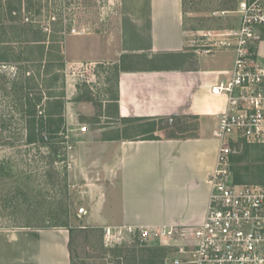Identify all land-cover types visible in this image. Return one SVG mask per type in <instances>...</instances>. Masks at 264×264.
Listing matches in <instances>:
<instances>
[{
  "label": "rangeland",
  "instance_id": "obj_1",
  "mask_svg": "<svg viewBox=\"0 0 264 264\" xmlns=\"http://www.w3.org/2000/svg\"><path fill=\"white\" fill-rule=\"evenodd\" d=\"M238 1L184 0L183 24L189 41L184 48L188 59L182 64L197 57L209 62L211 69L221 68L224 61L231 63V52L205 55L194 49L202 43L203 33L235 23V14L230 11L236 9ZM119 15L118 0H0V41L4 42L0 45L12 47L10 57L16 60L0 62V229L67 224L75 230L70 245L72 264H158L150 259L155 248L165 249L164 264H170L173 242L140 241L130 234L105 243L102 228H90L85 218L104 196L107 176L99 159L105 154L101 141L134 138L139 132L136 122L126 124L115 115L120 69L118 59H112L115 46L108 47L107 42L118 34ZM56 28L62 31H54ZM90 35L99 39V47ZM61 36L62 47L57 40ZM38 45L43 49L36 48ZM260 45L264 48V42ZM59 50L65 59L63 67L55 59ZM47 59L53 65L47 78L54 86L50 92L62 94L64 102L60 131L50 140L58 146L56 151L40 143V137L49 135L46 131L36 136V142L26 141L30 130L34 131L30 125L33 113L37 121L56 110L52 102L47 104L48 92L43 91ZM138 59L137 63L129 59L128 66H143V57ZM162 59L164 63L177 60ZM55 75L58 78L54 80ZM3 78L10 79L14 87ZM39 93L42 98L33 109L28 96ZM38 126L39 122L36 129ZM242 150L236 147L235 153ZM263 153V146L250 147L240 162L254 167L245 174L247 182L250 174L259 176L255 167L264 164Z\"/></svg>",
  "mask_w": 264,
  "mask_h": 264
},
{
  "label": "crops",
  "instance_id": "obj_2",
  "mask_svg": "<svg viewBox=\"0 0 264 264\" xmlns=\"http://www.w3.org/2000/svg\"><path fill=\"white\" fill-rule=\"evenodd\" d=\"M118 4V34L109 38L107 46H115L113 60L119 62L123 56L127 64L117 76L115 115L120 119L196 116L198 136L102 140L105 154L99 159L107 176L102 185L104 196L93 204L86 222L100 229L199 223L206 214L208 176L217 159V114L224 107V99L212 95L210 88L222 71L232 67L233 59L218 69H211L201 57L182 64L188 59L184 48L189 41L182 0H118ZM88 38L99 47L97 37ZM261 46L259 58L264 63ZM142 57L143 66H128L129 59L137 63ZM166 57L177 60L164 63ZM69 228L0 229V264H72Z\"/></svg>",
  "mask_w": 264,
  "mask_h": 264
},
{
  "label": "built area",
  "instance_id": "obj_3",
  "mask_svg": "<svg viewBox=\"0 0 264 264\" xmlns=\"http://www.w3.org/2000/svg\"><path fill=\"white\" fill-rule=\"evenodd\" d=\"M230 12L235 23L203 33L202 43L194 49L205 55L228 51L233 56L232 67L222 71L210 88L212 95L224 99V107L214 130L218 151L208 176L205 217L183 226H103L105 243L132 234L140 241L173 242L170 264H264V182L236 181L231 159L235 142L264 145V63L259 58L264 0H239Z\"/></svg>",
  "mask_w": 264,
  "mask_h": 264
},
{
  "label": "trees",
  "instance_id": "obj_4",
  "mask_svg": "<svg viewBox=\"0 0 264 264\" xmlns=\"http://www.w3.org/2000/svg\"><path fill=\"white\" fill-rule=\"evenodd\" d=\"M182 8L184 11V0H182ZM62 31L61 28H56L54 29V31ZM60 38L62 39H57L60 42V46L62 47V43H63V37L61 36ZM0 44H4L3 41H0ZM58 44V43H57ZM0 45V62L3 63H7V62H15L16 60L13 59V57L11 58L10 56L13 55V49L12 47H5ZM59 46V45H58ZM43 46L38 45V47L36 46V48H42ZM41 52H43L41 50ZM58 56L55 58L58 62H59V66L63 67L65 64V59L63 56V53H60V50L58 51ZM127 57V56H126ZM44 66V74H43V80L42 83L44 85V89L43 91H47V95L46 98L49 100L47 102L50 103L52 102L56 108L55 112H49L47 114L46 119H41V120H35V113H33L32 115V120H30L31 122V126L33 127V130H30L28 137L26 139V141L28 143H34L36 142V136L38 134H43V132L46 131L47 134L49 135H41L42 137H40V143L42 144H46L47 146H51V150L56 151L58 146L54 145L50 140L52 138L53 135H55L56 133H58L60 131V127L61 124L63 122V118H62V111H63V104L64 102L62 101V97L63 95L61 94L60 96H56L53 95L52 92H50L52 90V86L51 84H49L47 81L49 79L48 75L51 74V69H52V64H51V59H47L46 63L43 65ZM126 66V61L124 60L123 56L121 57V59L119 60L118 63V68L120 70H122L124 67ZM0 77L2 78V75L0 74ZM33 77H29L28 80L29 82L32 80ZM58 76L55 75L54 80L57 79ZM4 83L7 84L9 87H14V83L11 82L10 79L6 80L4 79ZM42 92V91H41ZM41 93L38 94V96L36 97H29L28 96V102L30 103V105L33 107L36 106V102H40L42 95H40ZM46 99V100H47ZM117 99V98H116ZM115 99V100H116ZM52 100V101H50ZM35 101V103L32 102ZM188 119H192L194 120L193 122H189ZM126 124L130 123V122H136L138 124V128H139V132L138 135H136L135 138L137 139H141V140H158V139H187V138H195L198 136V128H199V124H198V118L196 116H175V115H171V116H163V117H149V118H124L122 119ZM39 122V126L38 129H36V124ZM38 131V133H37ZM163 133L164 137H161L159 134ZM233 145L236 147H242V153L238 154V153H234L231 157L232 159V170L234 173V179L236 181H247L246 179V175L248 174L251 169H253L254 167L251 165H240V162L242 161L245 153L248 151V149L250 147H255V146H263L264 145H250L247 144L243 141H238L233 143ZM238 151H240L238 149ZM262 161H264V153H263V158L261 159ZM257 172L260 173L259 176L255 175L254 173L250 174L249 176V180L250 182H264V164H261L257 167ZM64 226L67 227V224H65ZM93 229V228H92ZM75 230L74 228H69V233H70V239H69V249H70V257L71 256V242L73 241V234H74ZM150 250V249H148ZM152 254L150 255V259L154 260L153 263H158V264H164V260H165V256H164V252L165 249L161 248V249H152Z\"/></svg>",
  "mask_w": 264,
  "mask_h": 264
}]
</instances>
